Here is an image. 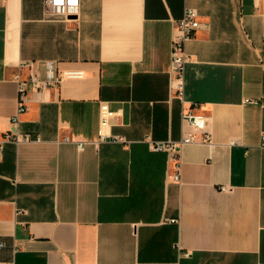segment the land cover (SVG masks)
I'll return each instance as SVG.
<instances>
[{
    "label": "crops",
    "instance_id": "1",
    "mask_svg": "<svg viewBox=\"0 0 264 264\" xmlns=\"http://www.w3.org/2000/svg\"><path fill=\"white\" fill-rule=\"evenodd\" d=\"M188 7L181 99L170 49ZM28 60L83 76L31 92L14 123ZM102 101L119 140L100 137ZM184 107L210 138L183 143L177 181L149 140L190 130ZM17 129L33 139L0 156V264H264V0H79L73 15L0 0V133Z\"/></svg>",
    "mask_w": 264,
    "mask_h": 264
},
{
    "label": "built area",
    "instance_id": "2",
    "mask_svg": "<svg viewBox=\"0 0 264 264\" xmlns=\"http://www.w3.org/2000/svg\"><path fill=\"white\" fill-rule=\"evenodd\" d=\"M242 2L243 0H239ZM45 5L51 11L56 13H64L65 15L77 14L79 10V0H45ZM62 7V8H61ZM201 21L199 12L194 7H188L182 18L177 19L173 24V32L171 38V64L170 78L171 87L177 91V95L182 99L185 88V67L187 62L191 60V54L187 51L186 45L188 40L195 36L196 31L200 28ZM18 73L16 80L19 85V108L18 112L12 117L14 123H18L19 114L27 110V102L30 99V93L33 91H41L50 87H57L65 77H81L83 72L80 70L61 71L55 62L48 61L45 63L44 71L41 72L34 67V61H21L18 65ZM28 68L29 72L26 77L22 76V70ZM106 101L101 102L100 106V137L101 139L119 140L114 135H107L104 127L109 123L111 116L115 114ZM182 121L190 130L183 131L179 139H151L149 140L151 147L157 150H166L175 159L174 178L181 180V158L180 148L183 143L190 140H208L210 134L206 130L207 117L204 114L195 112L191 107L183 108ZM33 137L30 133L17 130H6L0 133V156L3 153L4 145L8 141L20 142L30 141ZM262 145L264 146V134L262 136ZM82 147V144H79ZM3 243H0V248Z\"/></svg>",
    "mask_w": 264,
    "mask_h": 264
},
{
    "label": "bare ground",
    "instance_id": "3",
    "mask_svg": "<svg viewBox=\"0 0 264 264\" xmlns=\"http://www.w3.org/2000/svg\"><path fill=\"white\" fill-rule=\"evenodd\" d=\"M62 8V7H61Z\"/></svg>",
    "mask_w": 264,
    "mask_h": 264
},
{
    "label": "rangeland",
    "instance_id": "4",
    "mask_svg": "<svg viewBox=\"0 0 264 264\" xmlns=\"http://www.w3.org/2000/svg\"><path fill=\"white\" fill-rule=\"evenodd\" d=\"M50 10V9H49Z\"/></svg>",
    "mask_w": 264,
    "mask_h": 264
}]
</instances>
